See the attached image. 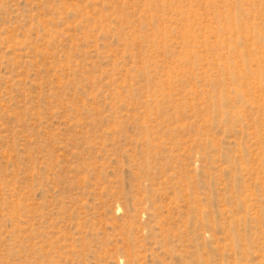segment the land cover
Here are the masks:
<instances>
[{"label": "rangeland", "instance_id": "1", "mask_svg": "<svg viewBox=\"0 0 264 264\" xmlns=\"http://www.w3.org/2000/svg\"><path fill=\"white\" fill-rule=\"evenodd\" d=\"M0 264H264V0H0Z\"/></svg>", "mask_w": 264, "mask_h": 264}]
</instances>
